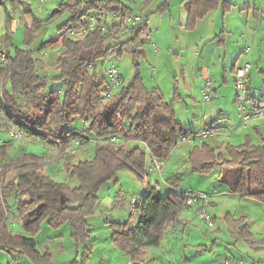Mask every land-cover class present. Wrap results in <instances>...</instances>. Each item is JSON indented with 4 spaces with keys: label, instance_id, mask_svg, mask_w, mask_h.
<instances>
[{
    "label": "trees",
    "instance_id": "trees-1",
    "mask_svg": "<svg viewBox=\"0 0 264 264\" xmlns=\"http://www.w3.org/2000/svg\"><path fill=\"white\" fill-rule=\"evenodd\" d=\"M17 1L0 2L16 4ZM61 5L70 12L59 26L62 33L80 27L85 16L98 9L115 10L120 15L110 22L112 27H98L84 36L57 37L38 45L34 44L43 27L39 18H34L32 26L26 28L22 47L14 44L9 31L4 33L3 43L9 60L0 68V105L7 119L29 136L54 140L64 151L76 147V139L82 141V147L94 143L93 156L76 163L67 162L68 175L78 180L74 187L56 181L43 171L40 158L35 155L27 162L13 159L1 167L0 249L26 258L31 264H53L52 254L41 252L34 238L43 222L54 228L68 224L75 242H85L101 186L112 180L119 181L118 173L123 169L131 170L141 181L148 180V152L143 147L131 142L104 144L100 139L120 133L132 142H143L151 156L167 160L177 144L178 134L184 130L174 119L162 118L172 112V103L159 88H148L141 72L140 60L146 56L144 39L150 33L148 19L144 17L137 25L126 23L125 16L136 9L125 0H68ZM220 5L228 11L233 3L188 0L186 28L193 29L199 19ZM51 43L57 45L42 56L40 50ZM124 54L133 56L136 72L119 91L101 102L105 73L104 69L97 71L98 61ZM49 56L57 69L55 74L43 60ZM78 119L83 121V127L74 125ZM189 160L192 169L200 174L220 168L221 181L227 183L232 192L264 202V145H228L221 151L204 142L194 146ZM12 168H16L17 174L6 181ZM182 192L185 191L172 188L161 193L156 186L149 185L137 200L136 212L140 218L135 227L111 221L117 227L112 233L113 242L132 257L138 256L144 248L159 246L167 228L179 221L185 208ZM24 194L27 198L22 197ZM14 195L17 200L12 215L23 220V230L18 231L8 223V197ZM245 219V216L227 215V229L235 239L251 242L253 233Z\"/></svg>",
    "mask_w": 264,
    "mask_h": 264
},
{
    "label": "rangeland",
    "instance_id": "rangeland-1",
    "mask_svg": "<svg viewBox=\"0 0 264 264\" xmlns=\"http://www.w3.org/2000/svg\"><path fill=\"white\" fill-rule=\"evenodd\" d=\"M67 1L68 0H18L16 4L18 8H23L24 6L25 11L31 12L34 17L42 19L45 22L43 29L40 31L37 37V40L41 39L42 41H47L55 37H58V39L60 38V34L63 29L59 28L58 26L70 16V12L67 10V7L63 9V6L61 5ZM232 1L235 2V4H240L246 0ZM257 2V4H260V7L264 9V1L257 0ZM171 5V11H158L152 13L148 19L150 33L144 39L145 48L148 50V56L140 60V64L143 65L144 75L146 77H151L152 67H156L158 70L157 74L162 77L165 82L164 86L166 87V98L168 100L171 99L173 95L174 89L171 88L175 83L174 78L182 79L181 72L183 66L186 65V62L191 63V65H189L188 68L186 67L185 70H192L193 73L194 69L198 73L200 68H209L210 73L208 76L214 82L213 87L216 86L218 90L220 89V86L225 85L223 78L226 77L229 81L228 86L225 87L223 91L229 99L226 108L228 111H232V118L235 122L233 120L232 121L237 125L234 130L241 131L243 119L242 114L238 111V102L236 98L237 88L234 86L235 84L232 80L231 67L235 63L236 57L240 55V51H244V49L248 46L251 48V45H239V43H237L239 42L237 38L238 36H241L242 31L246 32L247 37H251L254 28L257 26L256 20H254L252 14H250V18H248V12L238 10L239 7L243 5L236 6L232 12L228 13L224 22L221 23V26H224L227 29V32L224 31V33L221 34V31L224 29L218 28L215 35L205 41L204 46H207V50L204 54L205 59L202 61L201 51L203 47H201V51L199 52L196 51V46H194L193 49H190L189 51H185V47L190 41L194 39L195 35L199 33L206 34L207 31L211 28H214V26L207 22H200V24L196 27L197 30L191 31L185 26L187 11L184 4L180 6L177 5L176 2H173ZM58 8L60 11L54 13ZM4 9V5L0 4V31H2V22H4L6 17V14H4ZM12 14L14 17L17 15L15 11H13ZM247 23H249V25H247ZM4 28L6 27L4 26ZM25 30L26 28L23 27V29H20L19 33H16V31L13 33L16 40V43L14 44H17L20 47L24 45ZM232 37L235 40L231 39ZM260 37L262 43L259 41V47L256 48L253 56L251 58H241L240 60L241 63V61H245L247 59L246 61L250 63L251 71L249 70L248 72V82L250 86L252 83V89L249 90L248 94H251L253 97L258 99L264 97V32ZM191 46L192 45H190L189 48H191ZM216 49L220 50L216 51ZM60 50H62V47ZM183 55L185 56L183 57ZM218 55L221 57L220 61L217 60L219 57ZM43 60L46 61V65L49 67V70L51 72L53 71L52 74L57 73V69H55L54 65L51 64V56ZM112 63H115L119 66L124 77V83H128L136 72L133 56L130 54H124L119 58L112 57L107 60H99L97 71L102 72L103 69H107ZM224 66L227 67L226 72L224 71ZM173 72H175V74ZM217 82H219V84ZM169 84L171 88L169 87ZM180 84L182 88V95L188 102L190 97L194 96L193 94L195 92H192L191 94L184 92L182 80L180 81ZM120 87L121 86L116 89V92L120 90ZM220 94L221 92L219 93V96L216 97V91L212 90L211 98L208 100L204 97L202 91L201 98L195 97V100H197V103L200 101L202 103L208 104V107L211 108L209 109L211 110V113L216 114L218 112L215 110L217 105L223 103L225 108L226 104V101L221 98ZM189 104V111H193L192 104L190 102ZM246 104L249 107L252 106L251 100L247 99ZM203 115L207 118L209 115L208 111L206 110V112L203 111L202 113H195L191 115L189 122L198 126L200 124V117L202 118ZM74 125L76 127H83L84 124L81 119H78ZM10 126L17 125L13 121L11 122L10 119H7V116L0 105V168L4 165V163L9 162L10 160L18 159L19 161L27 162L31 159L30 157L35 155L40 158L43 171L46 172L51 167L56 171L55 174L50 172V176L56 181L69 183L73 187L78 185V180L76 178L70 177L67 173V162L76 163L81 159H88L93 156L94 143L88 145L87 147L84 146L78 148L76 153H72V146L65 148L64 151L61 150V147H59V145H57L54 140L51 139H43L40 137L29 136L27 134L20 138H12L9 132ZM133 143L143 147L146 152H148L147 163L149 164L151 162L149 151L147 150L144 143L141 141L132 142V144ZM166 162V165L163 164L161 170L156 169L152 171L154 173L153 178L159 181V183L156 185L158 186L161 193H164L166 188L170 190L166 184L168 179H170V181L173 180V182L175 181L176 183L174 182L172 184H177L176 186L178 188H183L186 191H189V188H205L207 186V188H214L213 183H210L211 185H206L205 182H212V176L215 175V173H218V170H214L210 174H196L189 172L187 166L182 165V158L179 155H176V153L171 154L168 161ZM0 171H2V169H0ZM161 174L166 178H163ZM118 178L119 181L115 182V180H112L100 187L98 195L100 197L101 205L96 208L95 214L90 219L93 230L89 233V236L85 242H81L79 244L75 242L71 236V228H69L70 225L65 224L62 226V228H50L45 224L43 228L47 231H52L45 232V234H47L46 236H54L50 235L52 233L58 235L54 238L49 237L50 241H52V243L49 242L48 245L50 246V252L52 253L53 264H108L107 261L110 260V257H114L116 253L114 250H116L118 246L112 240V233L117 227L112 225L111 221H124L127 219L134 220V216L130 214L131 201L133 199L139 200L145 193L147 187L149 185L154 186L153 184L156 182H150L149 184L148 180L141 181V179H139L131 170L128 169L119 171ZM22 197L27 198V195L24 194ZM13 198V196L8 197V205L14 206L15 202ZM113 204H115V206H113ZM261 205L264 207V203H261ZM219 214L220 212L218 213V216ZM12 218H14L16 221V223L13 224V222H15L13 221L14 219H9L10 225H14L12 227L13 230H21L22 218L14 215H12ZM202 222L205 221L203 220ZM205 224L207 225L206 222ZM227 237L228 236L226 234L224 237L225 240H229ZM196 238V234H194L191 241L186 239V243L190 242V244H194ZM209 241L210 240L208 237L205 239V241L201 239L197 241L199 244H209L208 249H199L198 253L201 254L198 256L199 262L205 260L206 255L208 258L214 257V254L210 249L211 245ZM242 245H244L243 247H246L244 242H242ZM61 246H64L65 249L62 250ZM188 247L191 250L195 249L194 246ZM222 251L226 254V258L230 259L232 263L235 262L236 264L239 260H242V264L252 263V256L248 255L249 253L238 251L237 248L229 249L227 252L224 249ZM195 253H197L196 250ZM256 254L259 255L257 256L258 258L264 259V252ZM0 262L11 264L14 262V260L7 251L5 252L0 250ZM160 264L164 263L160 262ZM166 264H169V262L167 261Z\"/></svg>",
    "mask_w": 264,
    "mask_h": 264
},
{
    "label": "crops",
    "instance_id": "crops-1",
    "mask_svg": "<svg viewBox=\"0 0 264 264\" xmlns=\"http://www.w3.org/2000/svg\"><path fill=\"white\" fill-rule=\"evenodd\" d=\"M2 1V0H0ZM128 4H131L133 7H135L136 11L144 14L145 19H149L150 15L152 13L158 12V11H171L172 5L171 3L176 2L177 5H182L184 4L186 11V2L188 0H151L148 5H144L146 1L148 0H138V1H133V0H125ZM229 2L233 3V6L230 10L224 11V8L220 5L218 8L210 11L206 16L203 18L199 19L196 26L193 29H189L191 31L197 30L196 27L200 24V22H207L210 23L214 26V28H211L210 30L207 31V33H199L194 36V39L190 41L187 46L185 47V51H189L190 49L192 50L194 46H196V51L199 52L201 51V47H203L201 51V56H202V61H204V54L207 50V46L205 45V41L211 37H213L217 31L218 28L224 29L221 31V34L224 33V31L227 32V29L224 26H221V23L224 22L225 18L227 17L228 13L232 12L233 9L236 8L238 5H243L239 7V11H246L248 12V18H250V14L253 15L254 20L257 22V26L254 28V31L252 32L251 37H247L246 32L242 31L241 36H238L237 40L239 42V45H251V48L249 47V50L246 51L245 48L244 51H240V57H236L235 63L231 67V76L233 83L235 84V72L236 68L242 64L240 60L241 58H251L253 56V53L255 52L256 48L259 47V41H261V34L264 32V9L260 7V4H257V0H246L240 4L233 2L232 0H228ZM264 1V0H263ZM137 3V5L135 4ZM11 3V4H10ZM7 2V4H3L5 9H4V14H6L4 22H2V31L0 33L4 34L6 31H9L11 37L13 38V42L16 43L15 40V35L13 33L16 31V33L20 31V29L23 27L27 28L32 26L33 24V19L36 18L33 16L31 12H27L23 8H18L17 4H14L13 2ZM0 4H2L0 2ZM258 5V6H257ZM161 7H163L161 9ZM140 8V9H139ZM22 9V10H21ZM59 9V8H58ZM65 9V8H64ZM138 9L140 11H138ZM142 9V10H141ZM253 9V11H252ZM68 10V8H67ZM15 11L17 15L14 17L12 12ZM60 11V10H59ZM58 11V12H59ZM56 13V12H54ZM1 16V14H0ZM8 17V19H7ZM187 18H188V12H187ZM7 19V20H6ZM86 19V17H85ZM84 19V20H85ZM43 22V27L45 22L40 19ZM149 21V20H148ZM187 21V19H186ZM112 22V20L110 21ZM248 22V21H247ZM62 23V22H61ZM60 23V24H61ZM186 23V22H185ZM220 24V25H218ZM149 25V24H148ZM249 25V23H247ZM4 26L6 28H4ZM60 26V25H59ZM58 26V27H59ZM109 26H113L111 23ZM42 27V29H43ZM62 33V32H61ZM56 38V37H55ZM231 39H234L233 37ZM41 40V39H40ZM37 40L35 41L34 45H38L42 43V40ZM235 40V39H234ZM45 41V40H43ZM247 42V43H246ZM262 43V41H261ZM17 45V44H16ZM191 46V48H189ZM18 46V45H17ZM243 47V46H242ZM145 54L147 57L148 56V50L145 48V44L143 47ZM220 49H216L218 51ZM155 52V51H154ZM181 53V52H180ZM220 53V52H219ZM185 55H183L184 57ZM218 61L221 60L220 55H218ZM184 59V58H183ZM247 60V59H246ZM245 60V61H246ZM191 63L186 62V65L183 66L182 69V79L180 78H174V84L171 88L170 84L169 87L173 90V95L172 98L169 99L172 103V112L168 114L162 115V118L167 121H171L172 119L175 120V124L178 125L179 127L183 128L184 130H189V131H197L205 126L211 125L216 127L217 129V134L212 137L206 138L204 141L200 140H195L192 142H181L177 143L172 151L171 154L179 155L182 158V165L187 166L189 172H193L196 174H200L195 172L192 167L191 163L189 160V155L191 150L194 148L196 145H201L202 143H208L209 145L217 148L218 150L225 151V148L228 145H233V146H238L242 145L244 143H250L251 145H256V146H262L264 145V120L263 119H254L251 121V123L247 126H241V131L234 130V128L237 126L236 123H233V118H232V111H228L226 108V105L229 102V99L227 96L224 94V88L228 86L229 81L227 78H223L225 85L220 86V89L213 87V91H216V97L219 96V93L221 92V98H223L226 101L225 108L224 104L221 103L217 105L216 109L218 112L216 114L211 113V108L208 107V104L202 103V102H196L195 103V97L196 98H201L202 95V89L204 87V80L205 77L209 75L210 69L209 68H200L199 72L197 73L196 70L194 69V73L192 70H185V68L189 67ZM207 66V65H205ZM155 67V66H153ZM152 67V74L151 77H146L143 72V65H141V72L144 77L146 86L148 88H159L162 93L166 96V87L164 86V80L162 77H160L157 72L158 70ZM224 71H227V67L224 66ZM251 71V68H250ZM175 74V72H173ZM230 76V78H231ZM183 81V91L187 93H192L195 92L193 95L194 96H189L190 100L187 102L185 98L182 95L181 91V84L180 81ZM217 81V80H216ZM219 84V82H217ZM235 86V85H234ZM252 89V83L251 86L249 84V90ZM248 99L251 100L252 106L251 108L257 103L259 105L264 106V97L258 99L256 97H253L251 94H249ZM192 104L193 111H189L190 104ZM211 104V103H210ZM214 109V108H212ZM208 111V117L202 116L200 117V124L198 126L191 124L190 121V116L197 113H202L203 111L206 112ZM239 111V110H238ZM240 112V111H239ZM233 120V121H232ZM235 122V121H234ZM242 124V123H241ZM240 124V125H241ZM170 154V155H171ZM150 156V163L148 164V167H151V170H149V176H148V182H154V186L158 188L156 185L159 183V181L155 180L153 178V172L157 168H154L152 160H151V155ZM170 157V156H169ZM169 159V158H168ZM165 160L166 161H168ZM41 161V160H40ZM164 164L166 165V163ZM1 169V168H0ZM215 170H218V173H215L213 175L212 182L206 181V185H209L210 183H213L214 188H189V191H203L207 192L210 195H212V200L211 204L209 205V210H211V214L213 215L215 219V226L210 227L205 224V222H202L203 218L200 215L199 212V206L198 205H191V206H186L182 212L180 213L179 216V221L172 223L168 228L165 233V237L162 241V243L159 246H149L147 248H144L142 252L136 256L132 257L131 255L126 254L119 248L114 250L115 255L114 257L111 256L110 260L107 261L108 264H160V262L166 264L168 261L169 264H223V260L227 259L225 256L226 254L222 251L223 249L226 250V252L229 249L232 248H237L238 251L240 252H245L249 253L248 255L252 256V263L251 264H264L261 261H264L262 258H258L256 253L264 252V207L261 205V202L253 197L250 196H241L239 194H236L231 191L229 185L223 181H221L222 177V170L220 168H217ZM51 173L55 174V170L51 167L48 171H46L47 174L50 175ZM161 172V171H160ZM213 172V171H212ZM211 172V173H212ZM169 173V172H168ZM1 174V171H0ZM17 174L16 168H12L10 171H8L6 175V181H10L12 178L15 177ZM210 174V173H209ZM163 178H166L161 174ZM172 180V178H171ZM168 179V182L166 181V184L168 185L169 189H176V190H184L183 188H178L174 183L173 180L170 181ZM176 183V182H175ZM181 183V182H180ZM215 183V184H214ZM211 185V184H210ZM159 189V188H158ZM169 190L166 188L164 193H167ZM14 198V206H10L8 209V215L9 219L13 220L12 218V213L15 212L16 210V200L17 196H13ZM9 204V201H8ZM100 199L98 206H100ZM97 206V208H98ZM115 206V204H113ZM96 212V211H95ZM220 212L219 216L218 213ZM95 214V213H94ZM130 214L134 216V220H114L117 222L121 223H127V227H133L136 226V224L139 221L140 214L138 212L132 213L130 211ZM227 215H234L236 218H239L241 216L246 217V223L249 225V228L251 232L253 233V238L251 242H247L243 239H235L228 231L227 229V222H226V217ZM16 216V215H14ZM92 218V216H91ZM90 218V219H91ZM89 219L90 222V228H89V233L93 230L92 222ZM15 221V219L13 220ZM136 222V223H134ZM10 225V221H8ZM16 223L13 222V224ZM204 223V224H202ZM49 226L50 228H53L51 225H49L46 221L42 223V226L40 228V231L34 236V238L37 241L38 248L41 252L44 251H49L50 252V246L48 245L50 241V238L57 237V234H50L54 236H46L45 232H52V231H47L43 227ZM65 225V224H64ZM62 225V226H64ZM68 225V224H66ZM11 226V225H10ZM14 225L11 226V228ZM62 226L58 228H62ZM21 230H23V220H21ZM70 228V226H69ZM13 229V228H12ZM196 234V240L194 244L186 243V239L189 241L192 240V236ZM227 234V239L225 240V236ZM225 235V236H224ZM50 237V238H49ZM209 238L210 242V249L212 250L214 257L208 258L206 255L205 260H202V262H199L198 256L201 254L198 253L199 249H208L209 244H199V239L205 241L206 238ZM222 242V243H221ZM242 242H244L246 247H243ZM188 246H194L195 249H189ZM61 249H65L64 246H61ZM1 250V249H0ZM169 250V251H168ZM195 250L197 253H195ZM5 251L6 250H1ZM222 251V252H221ZM8 254H10L14 260L11 264H31L30 261H28L26 258H18L17 255L11 254L9 251H7ZM51 253V252H50ZM52 254V253H51ZM240 257V256H238ZM257 257V258H256ZM53 259V258H52ZM172 259V260H171ZM193 259V260H192ZM243 259V258H242ZM106 261V260H104ZM205 261V262H204ZM244 261V259H243ZM242 260H239L238 263L236 264H242ZM0 264H5L1 263ZM235 264V262L233 263Z\"/></svg>",
    "mask_w": 264,
    "mask_h": 264
},
{
    "label": "built area",
    "instance_id": "built-area-1",
    "mask_svg": "<svg viewBox=\"0 0 264 264\" xmlns=\"http://www.w3.org/2000/svg\"><path fill=\"white\" fill-rule=\"evenodd\" d=\"M138 1V0H133ZM120 13L115 10L109 9H98L94 12H89L84 20L83 24L74 29H70L65 31L60 36V39H63L66 36L69 37H78L84 36L92 32L98 27H102L105 29L109 26V23L113 19H118ZM144 19V14L139 12H132L125 16L124 20L126 23L130 25H137ZM3 34L0 33V68L6 65L9 60L8 52L4 47L3 43ZM57 43H51L48 46H45L40 50V54L42 56H46L51 47H55ZM156 48V47H155ZM249 50V47L245 49ZM250 70V63L248 61L242 62L240 66L236 68V78H235V86L237 88V102H238V110L242 114L243 126L247 127L251 121L254 119H263L264 120V106L255 104L252 108L246 104V100L248 99L249 92V82H248V72ZM105 73V82L103 85L101 102L109 99L116 93V89L119 86L124 84V77L120 71V68L117 64L112 63L107 69L104 70ZM213 80L209 77H205V85L202 89L204 97L206 99L211 98V92L213 90ZM197 100H195V103ZM86 123L88 121L86 120ZM9 132L12 138H20L25 135V132L19 128L18 126H10ZM217 134V129L214 126L208 125L197 131H189L183 130L178 134L177 143L181 142H192L195 140L204 141L208 137L215 136ZM99 142L104 144H124V143H132V140L127 139L123 134H114L110 136L108 139H100ZM145 145V144H144ZM75 146L72 148L71 152L76 153L77 149L83 146L81 140H75ZM146 146V145H145ZM147 148V146H146ZM148 150V148H147ZM149 151V150H148ZM151 160L154 168L161 170L165 160L157 159L151 156ZM151 170V167H149ZM174 189V188H173ZM185 197V207L191 205H198L199 212L203 220L207 223L209 227L215 226V219L209 210V205L211 204L212 195L203 191H185L182 192ZM138 201L133 199L130 205V211L132 213L136 212ZM223 264H233L230 259H224Z\"/></svg>",
    "mask_w": 264,
    "mask_h": 264
}]
</instances>
